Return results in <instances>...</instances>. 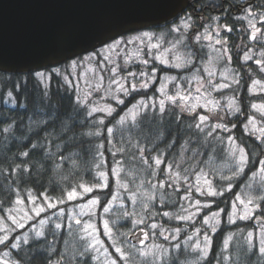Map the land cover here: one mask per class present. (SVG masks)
<instances>
[{
  "label": "trees",
  "instance_id": "obj_1",
  "mask_svg": "<svg viewBox=\"0 0 264 264\" xmlns=\"http://www.w3.org/2000/svg\"><path fill=\"white\" fill-rule=\"evenodd\" d=\"M232 1L237 12L236 3L240 0ZM196 4L208 10L211 0H192V17H196ZM253 10L260 18L264 0H258ZM239 13L226 12L220 19L225 60L237 75L238 91L234 97L238 110L234 114L225 107L212 113L201 108L189 112L185 101L175 104L171 98L170 102L160 98L158 87L163 75L181 71L156 62L126 70L148 74L155 69L157 76L149 88L130 91L111 116L90 114L54 72L47 87L37 78L39 71L21 75L0 72V218L7 220V211L20 201L28 205L32 198L37 202L43 196L50 201L67 199L69 192L87 185L92 187L90 192L77 201H97L95 222L102 227V216L107 215L103 211L110 208L121 189L118 179L126 168L137 167L150 179L148 184L163 190L168 201L156 202L157 217L148 215L135 233L147 232L153 223L157 224V232L164 229L165 236L158 232L159 238L154 242L168 247L173 264H186L187 258L195 256L196 264H264V194L254 202L247 201L251 206L247 215L238 212L244 187L254 174L264 172V143L260 136L246 131L253 103H264V93L249 92L252 82H264V42L260 46L262 62L259 58L247 60L246 53L254 52L253 45L261 43H256L258 38L250 41V29ZM260 21L262 25L257 29L264 35V17ZM154 30L166 31L168 38L173 32L169 26ZM190 39L189 45L194 42ZM52 70L47 68L44 72ZM10 99L15 102L11 106L7 103ZM138 101L147 102V106L133 119L126 149L120 150L124 145H117L118 138L114 137L118 118ZM259 119L264 120V116ZM218 124L221 127H216ZM236 143L246 154L247 162L233 180L218 181L217 193L203 196L193 187L195 178L211 158H220ZM189 194L191 203L198 202L195 207L186 203V209L197 211L193 222L165 213L180 207ZM77 201H68L64 207ZM53 209L35 217V222ZM74 223L79 224V219H74ZM25 229L17 228L11 238L0 244V257L7 253L14 264H97L91 254L66 257L64 234L60 232L57 238L52 224L43 235L13 246L14 239ZM100 234L105 247L115 252L102 229ZM195 239L196 253L185 242ZM132 242L141 243L137 237ZM115 254V259L124 264Z\"/></svg>",
  "mask_w": 264,
  "mask_h": 264
},
{
  "label": "rangeland",
  "instance_id": "obj_2",
  "mask_svg": "<svg viewBox=\"0 0 264 264\" xmlns=\"http://www.w3.org/2000/svg\"><path fill=\"white\" fill-rule=\"evenodd\" d=\"M260 15L262 16L259 18L253 11L238 15L250 29V41H253L252 38H258L256 43H261L257 46L254 44L252 48L254 52L246 53L245 56L247 60L259 58V63L262 62L264 51L260 49L264 42V35L257 29L262 25L259 23L264 13ZM217 25V19L212 20L202 32H199L194 38L196 50L189 45L187 34H185L191 28L189 16H185L171 27L173 31L171 38L167 37L166 31L141 30L129 33L90 53L64 62L52 71H39L36 76L47 87L52 72L58 74L63 83L73 91L79 105L86 107L90 114L111 116L115 112V107L124 102L125 96L130 91L137 88H149L157 76L155 69H150L148 74H143L144 72L141 71L126 72V70L137 64L146 67L156 62L164 67L181 71V73L163 75L158 87L160 98L165 101L171 98V101H175L171 103L175 104L185 101L189 112L195 109L198 112L201 108L204 112L212 113L225 107L234 114L238 110L237 100L234 97L236 95L234 93L238 91L235 87L237 75L233 67L225 60L224 35L220 34V30L216 28ZM256 49H260V52L256 53ZM187 69L190 71L184 72ZM261 69L264 70V67ZM230 89L233 95H230ZM249 92L251 95L264 93V82L255 80ZM8 102L10 106L15 103L13 99L7 100ZM143 102L141 104V101H138L118 118V125L114 131V137L118 138L117 145H124L129 138L128 134L132 129L130 124L147 106V102ZM252 111L254 116L247 119L246 131L260 136L261 142L264 143V120L259 119L260 115L264 116V103H253ZM216 127L221 125L218 124ZM237 145V143L233 144L220 158H211L207 167L195 178L193 182L195 190L197 189L203 196L217 193L218 181L233 180L234 176L240 173L244 163L247 162V156ZM126 146L119 149L125 150ZM149 180L145 172L137 167L126 168V172L118 179L121 189L116 192V198L109 206L110 208L103 211L107 215L102 216L100 228L95 222L97 201H77L90 192L92 188L90 186L82 185L79 190L69 192L67 199L50 201L43 196V200L37 199V202L32 198L28 205L20 201L7 211V220L0 218V244L11 238L17 228L26 227L14 239L13 246L26 242L32 237L43 235L47 226L52 224L53 230L56 231V235L58 234L57 238L61 235L60 232L64 234L63 249L66 257L85 253L93 255L97 264H120L119 260H116V252L124 264H173L168 257V247L154 242L155 238H159V233L165 236L164 229H160L158 233L157 224L153 223V228H148L147 232L145 230L143 234L135 233L148 215L157 217L156 202L168 201L163 190L157 188L155 184L154 186L148 184ZM263 194L264 172L259 171L244 187L241 198L243 204L238 212L247 215L251 207L247 201L254 202L257 196ZM188 196L190 197L183 202L185 207L181 208L183 205L181 204L180 207L165 213L193 222L197 211L186 209L189 206L186 203L192 202L189 200L191 194ZM68 201L77 202L64 207ZM197 203L196 200L190 206L195 207ZM48 209L53 211L35 222V217L47 212ZM74 219H79L80 223L75 224ZM100 229L110 240L115 252L105 247ZM132 235L137 237V241L141 242L140 245L129 240ZM149 240L150 242L147 243ZM185 242L186 247H190L196 253V239ZM9 260H11L10 256L5 253L0 257V264H14ZM184 262L196 264V256L194 259L187 258Z\"/></svg>",
  "mask_w": 264,
  "mask_h": 264
},
{
  "label": "water",
  "instance_id": "obj_3",
  "mask_svg": "<svg viewBox=\"0 0 264 264\" xmlns=\"http://www.w3.org/2000/svg\"><path fill=\"white\" fill-rule=\"evenodd\" d=\"M191 5L192 0H0V72L21 75L59 66L120 36L166 27Z\"/></svg>",
  "mask_w": 264,
  "mask_h": 264
},
{
  "label": "flooded vegetation",
  "instance_id": "obj_4",
  "mask_svg": "<svg viewBox=\"0 0 264 264\" xmlns=\"http://www.w3.org/2000/svg\"><path fill=\"white\" fill-rule=\"evenodd\" d=\"M257 1L258 0H240L239 3H236V8H238V10L237 12H235V7L233 5L234 3L232 0H211V5L208 6V10H204L196 4L193 6L195 11L194 14L196 15V17L190 16L191 8H188V10L177 21H179L180 19H184L185 16H189L191 28L186 31L185 34H187V40H191L190 38L194 40V38L199 34V32H202L204 28L212 22V20L217 19L218 25L216 28L220 30V19L221 17H223V14H225L226 12L234 14L240 12L239 14H241L242 12L245 13L246 11H254L253 8L255 7ZM207 13H209V15H207ZM177 21L168 26L172 27L177 23ZM190 44L192 48H194L196 46V41L194 40V42L192 41V43L190 42Z\"/></svg>",
  "mask_w": 264,
  "mask_h": 264
}]
</instances>
